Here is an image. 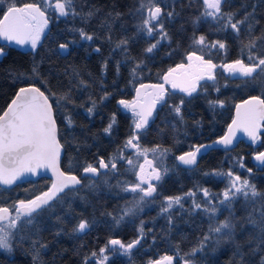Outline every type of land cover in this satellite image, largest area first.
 Instances as JSON below:
<instances>
[{"label": "trees", "instance_id": "16d2710c", "mask_svg": "<svg viewBox=\"0 0 264 264\" xmlns=\"http://www.w3.org/2000/svg\"><path fill=\"white\" fill-rule=\"evenodd\" d=\"M140 2L141 0H76L77 11H98L90 19L83 21L79 16L59 17L58 12L48 8L46 15L49 17V24L35 51L30 46L21 50L15 45L0 42V48H3L5 53L0 56V113L19 86L35 84L40 87L49 96L54 110L59 140L63 145L61 167L78 178L85 175L82 171L84 165L90 163L96 166L100 158L107 161L114 157L131 135L132 114L119 106L117 101L131 100L137 85L158 82L160 75L168 68L184 62V53L189 50L194 32L197 36L206 35L209 41L219 39L227 44L226 53L223 50L217 52L215 49L205 51V59L211 58L215 63L222 59L247 60L246 55H241L240 43L231 30L216 33L210 30L206 22L193 25L192 18L200 15L202 11L201 0H159V6L165 13L163 22L171 38V46L168 41H162L154 53L143 54V49L155 41L146 34L137 33L136 25L147 15L146 9L149 7L148 0H144L145 9L137 12ZM15 3L17 6L37 3L47 7L44 0H15ZM253 6V35L260 36L264 33V0H228L224 10L235 12L236 18L240 19L245 12H252ZM6 7L7 4L0 7V16ZM168 11L174 12L173 18L166 16ZM117 12L121 13L118 18H108L109 13L114 15ZM106 18L111 24L110 32L103 26ZM73 28H83L88 33H95L94 40H80L78 33L70 31ZM245 28L246 26L241 27L242 37L246 36ZM107 36H111L112 42L106 39ZM121 38H128L127 53L120 49L114 50V42ZM66 42L69 43L68 50L60 52L59 44ZM97 47L100 48L99 52L94 50ZM254 51L257 55L264 56V41H258ZM169 52H172V55H167ZM126 56L137 60L142 58L145 61L146 67L135 80L130 76L133 62L131 59H125ZM105 61L107 69L102 72L101 66ZM33 62L40 64L43 83L41 80H16L10 75L13 72L30 71ZM118 62L119 75L116 68ZM74 72L78 73V76H74ZM219 72L216 77L221 86L220 92L209 87L207 93L195 94L191 103L182 109L185 123L176 122L174 116L169 115L167 107L163 110L159 107L140 138V144L144 147L159 145L161 149L169 150L162 158H154L153 153H148L156 166L169 169L162 181L154 183L157 185V193L154 194L156 202L144 207L143 211L135 215L125 217L119 226H115L112 217L106 213L116 214L126 203L131 202L134 196L133 193H125L115 187L118 181H134L132 172L127 170L126 159L117 163L115 174L108 170L107 176L96 180L94 190L87 187L91 181L82 179V186H77L79 191L75 195H69L59 202L52 201L54 207L37 217L39 238L47 245L40 253V264H82L85 256L94 251L99 253L100 248L108 246L110 239H119L125 244L137 239L141 221L145 237L131 250L130 257L106 251L109 259L105 264H149V261L165 255L173 256L174 264H183L184 254L197 245L208 231V217L199 210L194 213L188 211L192 204L184 202V210L179 207L171 210L173 224L170 225L166 218L168 214L160 213L161 206L157 207L158 202H163V199L169 196H183L190 190L196 192L199 197L202 188L209 189L210 193L220 191L223 188L222 180L204 175L212 170H232L242 178H248L264 193V165L259 166L252 161V155L260 146L255 147L251 143L240 141L227 151L209 150L199 157L192 168L181 165L176 160L177 154L192 149L194 144L219 135L231 117L234 103L238 99L251 93L264 98V74H254L255 80L258 78L259 81L252 84L251 80L245 83L219 79L223 76ZM80 80L86 81L88 86H78ZM224 84L228 86L223 87ZM69 90L74 103L65 104L59 98ZM105 91L111 95L101 101ZM179 94L175 93L169 103H178L182 96ZM217 97L224 100L225 105L213 111L208 107L207 101ZM93 101L96 102V107L93 113L89 114L86 110L92 107ZM113 113L117 123L110 135L105 134L103 129L110 122ZM67 116H71L74 121L71 129L67 127ZM195 121H200V124L197 125ZM168 122L176 123V129ZM262 135L264 138V130ZM129 153L128 148L124 149L123 155L126 158ZM240 163L243 167H240ZM248 169H252V172L249 173ZM105 180L107 184L103 182ZM51 184L50 178L42 176L36 180L18 183L6 191L0 186V205L11 206L18 200H30L46 191ZM110 185L112 187H109ZM60 196L63 197L64 194L61 193ZM233 209L235 217L239 218L234 221L237 225L234 238L246 253V264H258L261 254L251 255L249 249L253 245L247 243L249 233L255 236L256 232L243 219L252 208L246 209L241 199L233 204ZM227 215V211H221L217 218L222 220ZM80 219L91 222V227L84 234H74L72 229ZM241 224L244 225L243 229ZM211 246L212 242H209V249ZM28 247L27 243L23 245V249ZM23 249L18 248L11 256L0 254V264H33L32 256L26 255ZM234 251L235 245L225 242L218 246L215 252L206 250L192 259L196 264H236L239 258L234 259ZM99 259L98 255L91 259L89 264H97Z\"/></svg>", "mask_w": 264, "mask_h": 264}, {"label": "snow or ice", "instance_id": "6c2138e0", "mask_svg": "<svg viewBox=\"0 0 264 264\" xmlns=\"http://www.w3.org/2000/svg\"><path fill=\"white\" fill-rule=\"evenodd\" d=\"M44 2L47 7L37 3H26L23 6H17L15 0H0V7L7 4V7L3 8V18L0 19V38L14 42L17 45H28L35 51L49 24V17L46 15L48 8L58 12L59 17L71 16L75 18L79 16L83 21H87L98 11V9L89 10L87 13L77 11L76 0H44ZM202 4L203 9L200 15L192 18L193 25L206 22L210 30L216 33L231 30L235 39L240 43L241 55H246L248 62L245 63L243 58H237L232 62H223L217 65L213 63L211 58L205 59L203 53L206 50L215 49L217 52L223 50L226 53L227 44L219 39L209 41L206 35L197 36L194 32L189 50L184 53V62L176 64L175 67H170L162 73L160 75L162 83H140L139 87L135 89L136 97L134 99H120L117 101L119 106L132 114L131 135L125 141L124 147L114 157L107 161L100 158L96 166L90 163L84 165L82 171L85 175L81 178L61 171L59 167L63 145L58 139L56 120L53 118V107L49 103V96L35 84L19 88L7 109L0 115V186H5L3 190L6 191L7 186L14 185L27 173L37 174L39 169H50L55 179L47 191L30 200H18L11 206L0 205V254L5 256L14 255L18 248L23 249V245L27 243L29 247L23 249L25 254L32 256L33 264H40V253L43 249H46L47 245L39 238L37 217L54 207L52 201L59 202L69 195H75L79 191L77 186H82V179L91 181L87 187L94 190L96 188L95 181L101 176H107L108 170L113 171V174H115L117 163L120 160L126 159L127 164L134 169L133 174L136 176V181H118L115 187H118L122 192L135 195L132 201L126 203L116 214L109 212L106 215L112 217L115 226H119L125 217L143 211L145 206L155 202L154 194L157 193V185L152 181H162L169 171L166 167L161 168L153 165L152 160L148 159L149 152L153 153L154 158H162L167 155L168 149H161L159 145L149 148L140 144V138L146 132L157 106H160V110L167 107L169 115H173L175 121L182 124L185 123L182 109L188 103H191L194 94L207 93L209 87L216 92H220L221 86L215 74L218 67L224 70L227 79L247 78L245 83L255 79L254 74H264V56L257 55L254 51L257 48L258 41H264V33L260 36L253 35L255 6H253L252 12H245L242 18L237 19L235 12L224 10L228 0H202ZM148 5L147 15L136 25V28L138 34H146L155 42L144 48L143 54L154 53V50L158 49L162 41H168L169 46H171V38L163 22L165 13L159 6V0H148ZM144 9L145 3L144 0H141L136 11L141 12ZM120 15L119 12L114 15L109 13L108 18L115 19ZM166 16L171 19L174 17V12L168 11ZM108 18L105 19L103 26L108 28L110 32L111 24L108 23ZM242 26H246V36L244 37L241 35ZM70 31L78 33L82 41L91 42L95 38V33H88L83 28H73ZM106 39L112 42L111 36H107ZM72 43H75V41H72ZM114 43V50L120 49L127 53L128 38H121ZM68 47L69 43L67 42L59 44L60 52L67 51ZM94 50L99 52L100 48L97 47ZM174 51L175 49H173ZM197 52L201 54H197ZM4 54V49L0 48V56ZM167 55H172V52L167 53ZM125 59H131L133 62L130 68V76L135 80L146 67L145 61L142 58L137 60L134 57L127 56ZM116 68L117 75H119V62ZM106 69L107 61L102 64L101 71L104 72ZM10 75L16 80H41L42 83L44 82L40 72V64L36 62H33L30 71L13 72ZM73 75L78 76V73L74 72ZM165 85H170V89L166 88ZM78 86L87 87L88 84L86 81L80 80ZM227 86V84L223 85V87ZM176 91L183 94L179 98V102L169 103ZM110 95L111 93L105 91L101 101L108 99ZM59 99L64 101L65 104L74 103L71 99L70 90L65 95L60 96ZM207 103L213 111L217 107L222 108L225 105V101L218 97L215 100L209 99ZM95 107L96 102L93 101L92 107L87 108L86 111L92 114ZM235 107L236 118L233 119L224 136L211 143L192 146V150L177 156L176 159L183 165L194 166L197 163V154L216 150L220 146L227 151L229 146L233 144L237 129H242L255 143L258 139V129L261 127V122H264V98L251 96ZM65 119L67 127L71 129L74 121L71 116H67ZM116 123V115L113 113L103 132L110 135ZM168 123L173 129H176V123ZM195 123L199 125L200 121H195ZM127 148L135 149V155L143 157L144 163L135 164L132 158H126L123 152ZM255 160L264 165V152L256 154ZM69 163L71 166V161ZM145 165L151 171L146 172ZM240 167H243L242 163H240ZM135 169H138V171H135ZM248 172L251 173L252 169H248ZM204 175L221 177L226 180V184L221 193H210L209 189L202 188L200 191L203 192L204 199L199 202L193 199L192 208L188 211L194 213L199 210L207 215L209 227L197 245L184 254L183 264H196L192 258L196 257L197 254L206 250L215 252L217 247L225 242H232L235 245L233 257L234 259L239 258L236 264H246L244 259L246 253L242 251V245L234 238L237 226L234 221H238L239 218L235 217L233 204L241 199L244 201L246 209L252 208V211H248L243 218L244 222L256 232L255 236L249 233L247 243L253 245L250 247L249 252L251 255L261 254L258 264H264V193L260 192L248 178H242L240 175L234 174L232 170L227 172L212 170L205 172ZM103 182L107 184V180ZM61 193L64 194L63 197L60 196ZM195 195L196 193L190 190L183 196L165 197L161 203L160 213L168 214L166 218L169 224L172 225L173 215H171V210L176 206L184 210L182 201ZM221 211L228 212L223 220L217 218ZM57 219L60 218L57 217ZM90 227L91 222L80 219L74 225L72 232L74 234H84ZM243 227L244 225L241 224L242 229ZM138 231L139 236L137 239L128 244L119 239H110L108 246L100 248L99 253L94 251L89 256H85L82 264H89V261L98 255L100 259L97 264H105L109 259L108 255L105 254L106 251L115 255L130 257L131 250L140 244L145 237L143 221H141V227ZM209 242H212L210 249ZM173 259V256L165 255L159 260L149 261V264H173Z\"/></svg>", "mask_w": 264, "mask_h": 264}, {"label": "water", "instance_id": "95a60500", "mask_svg": "<svg viewBox=\"0 0 264 264\" xmlns=\"http://www.w3.org/2000/svg\"><path fill=\"white\" fill-rule=\"evenodd\" d=\"M2 18H3V13H2L1 16H0V19H2ZM46 30H47V29H46ZM46 30H45V31H46ZM0 42H1V43H6V44H12V45H15L17 48H19V49H21V50H25L27 47H29L28 45H24V46L17 45V44H15L14 42L5 41V40L2 39V38H0ZM144 84H156V83H148V82H144ZM28 85H29V84H24V85L19 86V87L16 89L14 95H13L12 98L9 100V102L6 104V106L4 107V109L2 110V112L0 113V115H2L3 112L7 109L8 105L10 104L11 100L15 97V94H16V92L19 90V88H20V87H25V86H28ZM139 85H140V84H139ZM139 85H137V86L135 87V89L138 88ZM35 86H37V85H35ZM37 87H38V86H37ZM135 89H134V97H136V91H135ZM45 94H46V93H45ZM251 96H257V95H251ZM251 96H249V97H247V98H245V99H243V100L237 102V103L235 104V106H236L237 104H239V103H242L244 100L250 98ZM49 103L51 104L50 99H49ZM235 106H234V110H233V116H232L230 122L228 123V125L226 126L225 131L223 132V134H222L221 136L215 138V139L212 140V141H216V140H218L219 138H221L222 136H224V135L227 133L229 125H231L233 119L236 118V107H235ZM53 118L55 119L54 110H53ZM55 120H56V119H55ZM56 126H57V122H56ZM57 130H58V126H57ZM244 133H245V132H244L242 129H237V130H236V135H235V137H234V139H233V144L230 145L229 148L234 147L235 144H236V143L238 142V140L240 139V137L242 136V134H244ZM58 139H59V136H58ZM212 141H210V142H204V143H200V144H207V143H211ZM218 148H222V149H224L222 146H220V147H218ZM186 152H188V151H186ZM186 152H184V153H186ZM263 152H264V151H263ZM184 153H182V154H184ZM182 154H180V155H182ZM200 155H201V154H197V160H198V157H199ZM255 156H256V154H255V155L253 156V158H252V159H253V162L256 163V164H260L258 161L255 160ZM62 157H63V148H62V151H61V154H60L59 167H60L61 171H64V170L62 169V167H61V160H62ZM177 161H178V160H177ZM178 162H179V161H178ZM179 163H180V162H179ZM180 164H181V163H180ZM186 166H187V165H186ZM188 167H193V166H188ZM65 172H66V171H65ZM66 173H68V174H72V173H69V172H66ZM72 175H75V174H72ZM42 176H45V177L50 178L52 182H53V180L55 179V178L53 177L52 172H51L50 169H39V170L37 171V174H35V175L30 174V173L25 174V175H24L23 177H21V179L18 180L14 185H16V184H18V183H21V182H24V181H27V180H36L37 178H40V177H42ZM14 185H12V186H14ZM12 186H7V188H10V187H12ZM2 187H5V186H2ZM50 187H51V185H50ZM50 187H49V188H50ZM49 188H48V189H49ZM48 189H47V190H48ZM47 190H46V191H47ZM44 192H45V191H44ZM42 193H43V192H42ZM40 194H41V193H40ZM40 194H38V195H40ZM156 260H159V259H156ZM156 260H155V261H156Z\"/></svg>", "mask_w": 264, "mask_h": 264}, {"label": "flooded vegetation", "instance_id": "af4514ba", "mask_svg": "<svg viewBox=\"0 0 264 264\" xmlns=\"http://www.w3.org/2000/svg\"><path fill=\"white\" fill-rule=\"evenodd\" d=\"M201 1H202V0H201ZM202 9H203V7L201 8V10H202ZM235 49H236V47H235ZM213 50H214V49H213ZM234 60H236V59H231V60L222 59V60H220L219 62H216V63L213 61V63L219 65V64H221V63H223V62H232V61H234ZM247 62H248V61L245 60V63H247ZM174 67H175V66H174ZM218 71H220L219 73H222V74H223V76H222V77H219V79H227V74L224 72V70H223L222 68H219V67H218V68L215 70V74H216ZM246 79H247V78H236V79H230V80H232V81H238V82H245ZM162 82H163V81L160 79L158 82H154V83H162ZM201 83H203V82H201ZM251 83L253 84V80H251ZM165 87L170 89V85H165ZM236 88H238V86H236ZM177 92H178V91H176V93H177ZM251 95H256V94H253V93L249 94V96H251ZM249 96H247V97H249ZM247 97H244V98H242V99H238V100L234 103V106H235V104H236L237 102H239V101H241V100H243V99H245V98H247ZM134 98H135V97H134V95H133L132 99H134ZM132 99H131V100H132ZM234 106H233V110H234ZM159 107H160V106L158 105L156 111L153 113V118H154V116L157 114V110H158ZM232 116H233V111H232V115H231V117L227 120L226 125H224L223 130H222V132H221L219 135L214 136V137H210V138L204 140L203 142H210V141L214 140L215 138L221 136V135L223 134V132L225 131L226 126H227L228 123L230 122ZM153 118H152V119H153ZM152 119H150V121H151ZM263 130H264V122H261V127L258 129V132H257L258 139H257V141H256L255 143H253V142L251 141V139L248 137L247 133L242 134V136L240 137V139L238 140V142H240V141H245L246 143H251V144H252L253 146H255V147H256V146H260V148H258V150H257L256 153L263 152V151H264V138H263V135H262ZM203 142H200V143H203ZM238 142H237V143H238ZM200 143H196V144H194L193 146H195V145H199ZM237 143H236V144H237ZM236 144H235V145H236ZM231 148H233V147H231ZM231 148H229V149H231ZM219 149H221V148H219ZM190 150H192V149H190ZM190 150H186V151H190ZM186 151H184V152H186ZM181 153H183V152H181ZM181 153H179V154H181ZM256 153H254V154H256ZM179 154H177L176 157H177ZM254 154H253V155H254ZM253 155H252V156H253Z\"/></svg>", "mask_w": 264, "mask_h": 264}, {"label": "rangeland", "instance_id": "374dc122", "mask_svg": "<svg viewBox=\"0 0 264 264\" xmlns=\"http://www.w3.org/2000/svg\"><path fill=\"white\" fill-rule=\"evenodd\" d=\"M147 10V9H146ZM207 51V50H206ZM210 51H212V50H210ZM210 51H208V52H210ZM259 80H258V78L255 80H253V84H255V83H257ZM179 95H183L182 93H180ZM195 95V94H194ZM128 150L130 151V153L128 154V157H130V158H132L133 159V161H134V163L135 164H141V163H144V158L143 157H137L136 155H135V149H132V148H128ZM148 159L149 160H152V162H153V165H155L154 163H155V161L153 160V158L152 157H149L148 156ZM126 164H127V160H126ZM128 165V164H127ZM156 166V165H155ZM128 167V171H131L132 172V174L134 173V169L132 168V167H130L129 165L127 166ZM135 171H138V169H135ZM145 171L146 172H148V171H151V169H149L148 168V166L147 165H145ZM234 174H236V175H240V174H238V173H234ZM241 176V175H240ZM216 179H219V180H222V186H223V188H221V190L220 191H216V192H212V193H221L223 190H224V188H225V184H226V180L225 179H223V178H221V177H216V176H214ZM242 177V176H241ZM133 178H134V181L133 182H135L136 181V176L133 174ZM153 183H155L156 181H152ZM196 193V192H195ZM133 195H135V194H133ZM193 199H195L196 201H198V200H200V199H204V197H203V192H201V197H199L198 195H197V193H196V195L194 196V197H192V198H186L184 201H182V203H184V202H188V203H190V204H192V201H193ZM163 201H164V199H163ZM155 202H156V200H155ZM161 201L160 202H158L157 203V207H160L161 206ZM153 203H151L150 205H152ZM150 205H148V206H145V207H149ZM176 207H178V206H176ZM223 220V219H222Z\"/></svg>", "mask_w": 264, "mask_h": 264}]
</instances>
